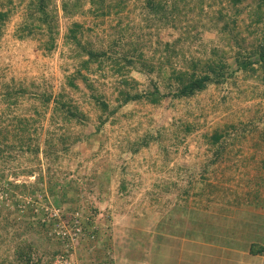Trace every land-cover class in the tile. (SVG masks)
I'll use <instances>...</instances> for the list:
<instances>
[{"label": "rangeland", "instance_id": "1", "mask_svg": "<svg viewBox=\"0 0 264 264\" xmlns=\"http://www.w3.org/2000/svg\"><path fill=\"white\" fill-rule=\"evenodd\" d=\"M29 1L12 0L13 12L2 27L0 123L12 130V116L17 112L34 115L32 104L40 105L38 96L44 92L54 96L66 92L90 119L87 126L64 123L59 116L52 118V108H49L42 111V116L35 114L41 119L33 133L41 146L38 156L15 149L0 155V264H57L56 257L63 250L62 245L51 237L47 226L39 223L38 215L32 216L30 207L25 209V205L33 204L37 208L49 201L56 205V200L68 206L81 204L89 208L93 216L90 226H95L96 230L94 250L90 252V248L83 246L81 250L70 252L68 264H96L105 257L118 264L112 239H122L125 243L131 237L142 238L143 235L138 236L136 232L142 226L145 232V225L152 229L155 212H169L172 208L174 213L180 210L173 224L175 229L182 231L186 221H202L203 227L199 229L202 237L195 235L192 239L216 240L219 231L213 219H204L201 209L183 207L189 203L204 204L205 195L209 197V205H222L214 191L219 190L218 176L223 178L226 172L228 176L223 180L228 186L236 187L241 177L253 182L256 176H264V80L247 79L239 73L234 80L223 85L212 84L188 98L168 96L159 104L131 102L96 131L94 123L99 111L88 95L90 90L80 79V90L68 85L67 77L75 72L78 58L73 52L74 44L66 42V35L74 28L84 42L96 48L116 47L129 56L128 49L135 46L143 53V61L155 65L153 72L140 71L141 65L131 72L139 82V90L152 88L157 82L167 91L169 74L176 61L169 53L184 50L187 56L207 58L213 48L230 51L228 41L238 32L246 43L253 40L246 28L251 19L243 12L237 16L240 22L237 29H224L226 21L233 24L235 5L232 0H155L165 6L157 10H152L147 0H130L125 9L116 10L115 7L103 16L97 14L90 0H81V7L68 14L62 9L64 0H50L56 40L55 47L46 51L42 37L19 38L17 35L27 20ZM8 3L9 0H0V4L7 7ZM78 23L81 29L75 25ZM231 54L232 51L229 61L234 64ZM184 64L180 61L177 66ZM102 73L90 75L91 81L114 102L117 79L111 73ZM20 88H26L27 93L20 97V110H13V104L6 103L4 95ZM187 123L194 126L189 134L183 130ZM158 130L163 137L161 142L154 141L138 151L133 150L134 142L147 134L156 135ZM61 133L69 136V143L73 142L68 150L62 149L58 139ZM215 133L222 135L217 143L213 140ZM178 135L182 137L181 142H177ZM44 148L52 151L49 159L42 151ZM56 154L58 158H54ZM6 155L8 157L4 158ZM49 164L53 167L54 180L67 187L68 194L63 200L47 189ZM234 168L241 171L239 176L230 173ZM27 169L34 170L33 175L27 173ZM13 182H26V185L16 189ZM254 184L259 185L258 182ZM242 188L239 189L243 193L245 189ZM33 190L37 194L29 198ZM21 191L26 198L21 199ZM184 200H188V204H183ZM250 219L241 214L243 227L240 230L249 236L254 232L258 236L254 241L258 242L264 235V226L255 227L249 224ZM227 226H232L231 222ZM28 242L33 248L27 263L19 259L18 252ZM186 246L193 248L187 252L197 256L195 243ZM166 255L170 256L171 251L167 250Z\"/></svg>", "mask_w": 264, "mask_h": 264}, {"label": "trees", "instance_id": "2", "mask_svg": "<svg viewBox=\"0 0 264 264\" xmlns=\"http://www.w3.org/2000/svg\"><path fill=\"white\" fill-rule=\"evenodd\" d=\"M90 1L92 6L97 9H95L97 14L103 16L107 15L115 7L116 10L125 9L130 0H114L113 3L111 2L112 0ZM9 2L8 7L5 4H0V39L2 36V27L6 19L9 18L10 14L13 12V7L10 6L12 4V0H9ZM49 2L50 0H30L26 6V10H28L27 20L19 28L20 31L17 34L19 38H25L27 36L42 37V45L46 51H51L55 47L56 40V36L54 34L55 19L50 10ZM232 3L235 5L232 16L233 24L231 26L230 21H226L223 28L237 29V27L240 26L237 16L245 12L246 16L251 19L250 22L246 24V28L250 30V35H253V40L246 43L245 38H242L240 36L241 33L238 32L236 33L237 36H232L230 41H228V45L231 47L230 51H232L231 55L234 58V64L229 61L230 51L224 49L221 50L219 48H213L210 56L207 58H197L193 55L187 56L184 50L174 54L169 53V57L174 56L176 61L174 62L175 65L172 66L171 73L169 74L170 82L167 83V91H163L157 82L153 83L152 88L139 90V82L131 74V72L134 69H138L139 65H141V68H139L140 71L153 72L155 65L146 60L143 61V53L138 51L135 46L128 49V52L131 53L130 56L123 50L116 49V47L112 46L109 47V49L96 48L93 44L86 41L84 42V40H82V35L80 36L76 29L71 28L69 33L66 35V42L74 44L75 47L73 48V52L78 58V63L75 72L67 77L68 85L71 88L80 90L81 87L78 83V79H80L83 81L85 87L90 90L88 95L94 100L99 111L98 120L94 123L96 131L100 130V128L107 123L110 117L115 115L121 107L131 102L147 101L152 104H159L165 97L168 96H171L172 99L188 98L205 90L212 84L223 85L231 80H234L239 73L245 75L247 79L254 78L257 81L264 80V0H232ZM81 4V0H64L62 2V9L66 14H68L70 13V10H76V8L78 9L81 7ZM239 4H242V7H239ZM147 5L152 10H157V8L164 9L165 7L162 4L160 5V2L156 3L155 0H147ZM75 25L81 29V25L79 23ZM252 27L255 29L251 30ZM257 34H260V36ZM114 44H117V42L114 41ZM180 61L185 63L184 66H177ZM167 62L172 63L170 60ZM100 71L107 74L111 73V75L117 79L115 82L116 94L114 96V102H112L105 93H101L91 81L90 75ZM26 93V88H20L16 92L7 91L4 95V101L6 103L13 104V110L17 109L20 107V97L25 96ZM38 98L41 99V104H32L31 107L35 114L42 116L44 115L42 111H48L49 108H52V118L54 119L59 116V119L64 123L76 122L86 126L89 125L90 118L88 114L80 107V105L76 104V100L73 99L72 96L69 97L66 92H59L56 96H54L51 92H44L41 93ZM20 113L17 112L12 116V130L9 126H4L0 123V155H4L9 151V149H11V151L15 149L19 153L28 151L38 156L41 152V146L39 141H37V139L33 136V133L41 119L36 117L35 114L29 116ZM0 118H2V115H0ZM183 130L186 134H189L194 130V126L188 123L184 124ZM158 132L159 133L156 135L147 134L139 141L137 140L134 142L133 150L138 151L142 147L149 146L154 141L161 142L163 137H161L160 130H158ZM10 135H12L11 141ZM58 139L62 143V149L68 150L71 148V143L73 142L69 143L70 138L67 134H59ZM221 139V134L215 133L213 136V140L216 143L221 141ZM181 140L182 137L178 135L177 142H181ZM47 142H50V140ZM49 145L50 147H53L52 144ZM161 147L165 149L163 145H161ZM42 151L44 155L47 156V159L50 158L48 156H52V151L50 149L44 148ZM53 156L54 158L59 157L58 154ZM7 157L8 155L4 156V158ZM167 160L168 158H166V161ZM3 161L5 162L6 159ZM1 169L3 172L5 171V168ZM33 172L34 170L27 169V173H30V175H33ZM0 177L2 176L0 175ZM47 177L48 178L46 180L48 182H46L49 193L51 195H60V200L65 199L68 194L67 189H65L67 187L65 185L60 186V182L57 179L54 180L53 167L50 164L47 167ZM25 185L26 182H16L13 184V188L19 189L21 186L25 187ZM58 185L60 188H58ZM4 190H7V188ZM42 190L44 189L42 188ZM22 193L24 192L21 191V199L26 198V195ZM35 194H37V192L36 190H33L29 193V198L35 196ZM47 194L48 193L45 194L46 197H48ZM47 201L49 200H46V202ZM29 205L30 204L27 206L25 205V209L27 210V208L30 207L32 216L38 215L40 218L39 223L47 226L50 229V232L51 228H54L55 225L60 222L59 217H51L47 212H45L44 205H38L37 208L33 204ZM45 205L63 207L65 210H68L63 217H66L67 214L70 216L71 211L82 210L83 214L89 215V219L84 220L87 231L91 229L90 224L92 223L93 216L90 214V209L88 208V213V209L84 208V205L80 204L78 206H68L64 202H58L57 200L56 205L51 201ZM94 232L92 233L96 235V230ZM90 235L88 233L83 235L75 249H70L69 252H65L64 250L62 251L68 256L72 252H76L79 249L81 250V247L83 246L90 248V252L93 251L94 247L92 243L94 240L90 237ZM52 238L55 239L54 237ZM95 242L99 241L96 240ZM22 246L23 247H21L18 252V257L20 260L28 263L31 258L33 244L28 242ZM62 251L58 255L65 254L62 253ZM253 251L261 252L263 251V247L255 244L253 245ZM96 264H98V262Z\"/></svg>", "mask_w": 264, "mask_h": 264}, {"label": "crops", "instance_id": "3", "mask_svg": "<svg viewBox=\"0 0 264 264\" xmlns=\"http://www.w3.org/2000/svg\"><path fill=\"white\" fill-rule=\"evenodd\" d=\"M238 171L234 168L230 173L239 176L241 171ZM253 175L254 173L250 177ZM227 176L228 172L223 178ZM223 178L218 176L219 190L218 192L214 191L219 195L218 198L222 202L221 207L209 205V197L206 195L203 197L204 204L200 206L188 204V200H184L185 203H183L188 204L183 208L201 209L204 219H213L212 221L219 231V237L216 240L192 239V236L195 235L202 237V233L199 232L200 227H203L204 224L202 221H186L182 227L183 230L180 231L173 225L176 217L180 215V210L175 213L173 212L174 208L169 212L160 210L155 212L152 229L145 225L147 229L145 232L142 230L143 226L140 231L136 232L138 236L143 235L142 238L131 237L125 243L122 239L118 241L115 238L112 239L111 245L117 254L118 264H264V235L261 240L256 242L254 240H258L256 239L258 236H255L254 232L249 236L240 230L243 227L240 221L241 214L246 218H251L249 224H253L255 227L264 226L261 222V220L264 221V176H256L253 182L246 178L243 180L241 177L237 180V187L231 184L228 186ZM254 182H258L259 185L256 186ZM242 186L245 187L242 188ZM255 187L259 189H255ZM239 188L245 189L243 193ZM211 193L213 196V192ZM230 222L232 226H227ZM195 225L199 226L194 227ZM189 243L196 244L197 256L187 252V250L193 249L186 246ZM255 244L262 246L263 251H253ZM156 245L159 247L156 248ZM167 250L171 251L170 256L166 255Z\"/></svg>", "mask_w": 264, "mask_h": 264}, {"label": "built area", "instance_id": "4", "mask_svg": "<svg viewBox=\"0 0 264 264\" xmlns=\"http://www.w3.org/2000/svg\"><path fill=\"white\" fill-rule=\"evenodd\" d=\"M44 208L49 216L60 218V222L56 224L54 228H51L50 235L60 242L65 252H69L70 249H75L79 244L80 238L87 233L89 235L91 234V238H96L92 233L95 231V226H92L89 230L90 232L87 231L84 220L89 219V215L83 214L82 210L71 211L70 216L67 214L66 217H63V215L68 212V210H65L63 207L44 205ZM67 256L66 253L58 255L56 257V263L64 262V264H68L69 256ZM98 264H114V262L112 261V258H104L98 262Z\"/></svg>", "mask_w": 264, "mask_h": 264}]
</instances>
